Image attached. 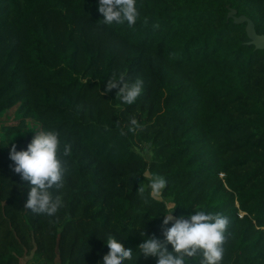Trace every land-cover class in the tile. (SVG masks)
<instances>
[{"label": "trees", "instance_id": "trees-1", "mask_svg": "<svg viewBox=\"0 0 264 264\" xmlns=\"http://www.w3.org/2000/svg\"><path fill=\"white\" fill-rule=\"evenodd\" d=\"M96 3L0 0V264H98L108 236L164 244L198 209L229 219L222 264H264V50L228 16L264 35V0H136L131 26L105 24ZM120 74L143 83L134 105L105 91ZM41 131L61 140L51 216L25 207L31 185L9 158ZM152 173L177 204L167 226L139 192Z\"/></svg>", "mask_w": 264, "mask_h": 264}, {"label": "clouds", "instance_id": "clouds-1", "mask_svg": "<svg viewBox=\"0 0 264 264\" xmlns=\"http://www.w3.org/2000/svg\"><path fill=\"white\" fill-rule=\"evenodd\" d=\"M96 9L102 15L103 22L108 25L127 22L131 26L136 23L138 16L136 0H97ZM112 89H118L117 96L122 105L131 106L141 96L143 83L139 79L129 82L124 74H120L108 80L105 91ZM138 130L137 120L131 119L128 131L131 133ZM60 145L57 132L41 131L33 137L26 149L17 150L13 144L9 151L14 172L22 181L30 182L31 185L25 207L42 215L51 216L59 207V198L54 199L50 189L60 186L64 174L58 158ZM150 176L146 187L142 185L139 192L143 194L147 189L151 200L163 203L167 213L163 225L167 226L173 220L171 211L177 204L172 197L163 196L168 183L165 177L155 173ZM228 225L229 219L222 213L198 209L195 214L175 218V223L164 232V244L145 236L134 252L119 243L115 237L108 236L104 243L109 251L98 264H124L139 254L158 257L157 264H186L188 258H191V264H222L223 242ZM165 244L171 246V251Z\"/></svg>", "mask_w": 264, "mask_h": 264}, {"label": "water", "instance_id": "water-1", "mask_svg": "<svg viewBox=\"0 0 264 264\" xmlns=\"http://www.w3.org/2000/svg\"><path fill=\"white\" fill-rule=\"evenodd\" d=\"M228 16L233 17L236 24H246V33L250 44L254 45L257 50H264V35L257 34L255 24L251 19L244 15L237 17L234 11H231Z\"/></svg>", "mask_w": 264, "mask_h": 264}, {"label": "rangeland", "instance_id": "rangeland-1", "mask_svg": "<svg viewBox=\"0 0 264 264\" xmlns=\"http://www.w3.org/2000/svg\"><path fill=\"white\" fill-rule=\"evenodd\" d=\"M142 149L148 151L147 150V147L144 148V146H143ZM29 260H30V257H26V258L22 259V264H28V261ZM32 263L34 264V261L33 262H30V264H32Z\"/></svg>", "mask_w": 264, "mask_h": 264}]
</instances>
